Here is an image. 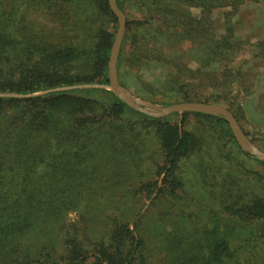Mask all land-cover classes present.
I'll list each match as a JSON object with an SVG mask.
<instances>
[{"label":"trees","instance_id":"obj_1","mask_svg":"<svg viewBox=\"0 0 264 264\" xmlns=\"http://www.w3.org/2000/svg\"><path fill=\"white\" fill-rule=\"evenodd\" d=\"M248 1L264 4L117 0L126 16L118 70L130 67L145 89L171 96L165 105L217 103L239 122L240 105L220 91L244 76L233 20ZM28 10L51 24L29 20ZM118 26L109 0H0V264H243L234 245L264 221V196L243 189V159L264 161L239 146L221 116L154 117L111 91L78 89L109 85ZM151 61L166 68L157 87L140 73ZM188 116L219 140L216 156L199 157L205 138L187 128ZM193 181L217 200L200 202L212 215L189 226L173 214ZM228 216L238 226L223 224Z\"/></svg>","mask_w":264,"mask_h":264},{"label":"rangeland","instance_id":"obj_2","mask_svg":"<svg viewBox=\"0 0 264 264\" xmlns=\"http://www.w3.org/2000/svg\"><path fill=\"white\" fill-rule=\"evenodd\" d=\"M126 1L130 7L135 2V0ZM134 8L127 9V13L131 17H133L132 14H134V11L136 10V8L135 10ZM198 11V9H194L195 13H198ZM225 11L226 9H219L214 13V17L218 21L217 23L219 24L218 26L220 30L223 28L222 21L225 17ZM41 12L43 11L34 12L28 10L26 17L29 20L48 25L51 24V22L49 23L47 20L49 17ZM233 21L235 22V35L240 41L241 51L236 60V67H239V70L244 76L242 78L239 77V79L237 77L234 84L228 90L220 91V94L226 99L227 103H233V108L240 105L239 124L244 132L248 133V137L254 140V144L258 147L260 143H264V4L253 1L246 2L237 12ZM171 51L173 54H180L178 48L173 47ZM216 67V65H212L209 68L213 69ZM118 72L123 79L124 85L120 84L136 99L148 104L168 106L165 105V103L169 102V97L171 96H158L157 94L152 93L150 89H145V86L139 83L141 80L138 81L135 77L133 69L121 65ZM140 73L145 81L152 83L154 87H157L163 81L164 75L166 74V68L158 61L145 62ZM96 85L97 86H82L78 87V89H104L108 91V93L111 91L108 87H100L99 84ZM245 88L249 91L247 92ZM213 91L214 90L212 89H207L204 93H212ZM228 98H231V100H228ZM173 101L171 99L170 103ZM176 113H178L179 119L183 116V112H175L173 114L176 116ZM186 126L188 129L196 131L205 138L203 143L204 148L199 157L205 156L207 159L210 156H216V151L213 149L217 148L219 140L216 138L215 140L208 138L211 135L208 131L209 127L205 126L201 121L192 116H188ZM212 142H214V144H211ZM217 158L218 157H213L214 160ZM243 160L247 169V172L243 173L245 175L244 180L241 181L244 186L243 189L249 193L251 192L256 195L264 196V166L248 157ZM234 171L235 174L240 175L239 170H234L233 167L231 172ZM257 171L259 172L260 178L253 173ZM193 180L195 181V179ZM194 181L189 184V189L186 194H184L181 203L175 205L177 212L173 214L175 220L180 221L181 219H188L189 226H195V224L203 222L207 217L212 215L209 214V207L206 208L203 207V205L205 206L208 204L210 207H213L215 200H217H213L214 197H210L205 191L200 192L197 188L198 185L194 184ZM174 200L178 201V198H175ZM200 202H202L203 205ZM70 217L74 218L75 214H72ZM222 223L226 224L229 228L238 226L236 224L237 222L230 219L229 216L222 221ZM246 227L247 230L244 231L247 233L239 236L237 244L234 245V247L239 249V257L243 264H261L264 262V221H258L253 225ZM245 260L247 261L246 263Z\"/></svg>","mask_w":264,"mask_h":264},{"label":"water","instance_id":"obj_3","mask_svg":"<svg viewBox=\"0 0 264 264\" xmlns=\"http://www.w3.org/2000/svg\"><path fill=\"white\" fill-rule=\"evenodd\" d=\"M109 5L113 13L118 17L119 26L113 42L111 53L109 57V85H101L100 87H108L114 95L122 99L127 105L142 113L154 116L163 117L173 114L175 112H200L223 117L230 125L234 137L239 146L257 157L259 160L264 161V151L257 147L254 142L246 135L241 128L238 120L233 113L224 105L217 103H209L203 101H187L174 103L168 106H158L156 104H148L136 99L124 86L119 82L117 62L120 53L121 44L124 38L126 29V16L117 4V0H109ZM94 86V85H84ZM95 86H97L95 84ZM82 87V86H78ZM70 89L69 87L58 88L57 90ZM47 91H41L35 94H42Z\"/></svg>","mask_w":264,"mask_h":264}]
</instances>
